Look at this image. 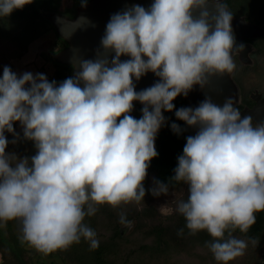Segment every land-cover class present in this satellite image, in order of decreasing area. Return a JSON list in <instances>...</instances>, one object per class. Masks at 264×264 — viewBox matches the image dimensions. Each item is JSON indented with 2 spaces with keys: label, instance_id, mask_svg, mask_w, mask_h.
I'll list each match as a JSON object with an SVG mask.
<instances>
[{
  "label": "clouds",
  "instance_id": "clouds-1",
  "mask_svg": "<svg viewBox=\"0 0 264 264\" xmlns=\"http://www.w3.org/2000/svg\"><path fill=\"white\" fill-rule=\"evenodd\" d=\"M33 0H0V17ZM208 0H154L111 16L101 40L115 56L79 61L75 77L59 85L44 74L17 76L4 67L0 78V226L20 223V241L49 255L67 250L81 238L99 247L96 233L84 223L99 206L112 208L143 201L144 181L158 156L155 139L165 122L163 111L205 86L214 75L231 74L235 39L232 14L220 2L215 28L208 23ZM202 9L198 19L193 11ZM243 49V45L239 46ZM121 56L130 59L121 61ZM148 72L159 77L137 92ZM82 85V86H81ZM139 101L142 117L130 113ZM151 109V110H150ZM177 119L198 127L188 136L169 181L188 185L176 211L190 235L206 231L207 246L219 264L244 255L247 233L264 212V123L241 118L232 99L218 106L205 99L195 109L182 107ZM37 149L29 159L6 153L5 131L14 123ZM174 132L181 129L175 123ZM15 143V141H13ZM153 196L167 194L169 183L155 182ZM120 223L131 227L124 213ZM183 234V229L180 230Z\"/></svg>",
  "mask_w": 264,
  "mask_h": 264
},
{
  "label": "trees",
  "instance_id": "trees-1",
  "mask_svg": "<svg viewBox=\"0 0 264 264\" xmlns=\"http://www.w3.org/2000/svg\"><path fill=\"white\" fill-rule=\"evenodd\" d=\"M62 1L33 0L23 9L14 10L10 16L0 17V46L11 47L8 53L10 58H21L34 40L51 30H57L54 17L59 13ZM219 2L231 12V21L243 20L257 28L264 26V0ZM243 42L250 46L253 55L264 53V30L245 37ZM65 44L64 38L58 36L56 48L63 50L68 47ZM235 58L233 56L237 63ZM53 62L54 71L48 78L49 82L55 81L59 85L74 76V64L58 58ZM248 68L249 66L245 72H248ZM239 75L238 71L234 74L235 78H239ZM254 91L252 95L246 94L242 102L235 101L236 106L239 109L253 107L256 103ZM189 103L190 99L181 94L173 101V111L162 110L165 122L155 139L158 156L150 162L144 181L146 194L143 201L139 204L121 205L115 209L105 204L99 206L95 215L85 217L84 223L96 233L98 248L92 249L89 242L81 238L80 243L73 244L67 250L43 255L28 247L27 243H21V233L15 229L20 228L17 221L16 225L8 223L9 231L0 227V264H218L207 246L212 238L206 231L190 235L181 214L175 212L161 215L151 203L153 195L150 179L169 183V189L183 185V182L169 181V178L175 175L174 169L177 167L178 157L183 154L187 137L198 131L197 127H190L175 116L176 110L190 108ZM143 107L141 103H134L130 114L140 119ZM173 123L181 129L179 133L172 130ZM186 199L187 197L184 200ZM121 213L125 214L128 221H135L134 228L129 233L126 228H122ZM181 229L183 234H180ZM233 236L246 239L261 248L264 243V212L256 214V222L247 233H241L237 229ZM258 264H264V260Z\"/></svg>",
  "mask_w": 264,
  "mask_h": 264
},
{
  "label": "water",
  "instance_id": "water-1",
  "mask_svg": "<svg viewBox=\"0 0 264 264\" xmlns=\"http://www.w3.org/2000/svg\"><path fill=\"white\" fill-rule=\"evenodd\" d=\"M219 1L220 0H208L205 6L206 10L209 12L208 23L212 29L215 28L213 17L218 15L216 4ZM153 2L154 0H91L85 7L78 11L74 19L67 18L63 15L55 16V24L59 34L69 42V46L63 49L57 55V58L75 65L73 78L76 73L80 71L79 61L107 59L111 62L112 58L115 56L114 51H106L101 44V40L106 31V25L111 16L116 13H122L132 8L134 5H140L148 9ZM201 11L202 9H195L192 13L193 18L198 19ZM231 29L235 39L233 52H239L244 60L250 61L248 56L250 53V46L245 44L243 40L245 37L255 34L258 31L257 27L249 22L236 20L231 21ZM240 45H243L242 50L239 49ZM120 59L121 61H126L130 59V57L121 56ZM159 79L160 78L154 73L148 72L141 77L139 81L134 79L135 90L139 92L151 87L158 82ZM235 86V83H233L227 73L211 76L208 78V83L205 86L201 87L200 85H194L193 89L188 93L187 97L190 99V108L195 109L205 99H210L212 103L222 107L225 103L224 99L229 98V95L231 96V93L235 90ZM254 97L256 99V104L251 108L239 109L232 100L233 107H236L240 111L241 118L245 116H251L252 119L260 118V112L264 110V100L260 99L259 95ZM134 103L140 102L135 101ZM4 134L7 140H13L16 143L20 142L19 144H21V147L28 149L26 156L29 159V166H31V157L36 155L37 152L34 142L26 139L24 134L20 132H15V134H13L5 131Z\"/></svg>",
  "mask_w": 264,
  "mask_h": 264
},
{
  "label": "rangeland",
  "instance_id": "rangeland-1",
  "mask_svg": "<svg viewBox=\"0 0 264 264\" xmlns=\"http://www.w3.org/2000/svg\"><path fill=\"white\" fill-rule=\"evenodd\" d=\"M91 0H82L80 2L75 0H63L62 6L57 15H63L67 18L74 19L78 11L85 7L87 2ZM55 19V17H54ZM258 31H263L264 26L258 27ZM62 35L59 34L58 30H51L41 36L40 38L34 40L30 46L27 53H25L21 58H10L9 51L11 47L8 45H1L0 46V77L2 78L3 69L4 67H9L17 76H21L26 72L32 73L34 76L36 74H44L47 79L49 76L52 75L54 71V60L58 57L57 55L62 51L56 48L57 38ZM65 40V45L69 46V42ZM233 56H235L238 60L235 63L236 67L231 74H228L233 83H235V90L229 94V98H225L224 101L226 102L228 99H232L234 102H242L245 95H252V92L255 89V96L261 94L264 96V53L253 55L250 52L249 60H244L241 57V54L237 51L233 52ZM234 60V59H233ZM249 66L248 72H245L246 67ZM253 68H255L253 70ZM239 72V78H235L234 74ZM241 72L242 75H241ZM234 93V94H233ZM233 94V95H232ZM260 118L252 119L253 125H258L264 123V110L260 112ZM16 129L19 131H23V127L19 122L15 123ZM8 146L6 148V153L15 154L17 158H25L27 156L26 153L28 152L27 148L21 147L20 142L13 143V140H8ZM25 156V157H24ZM155 180L150 179V188L152 189L155 187ZM188 195V185L184 184L175 189H169L168 193L161 194L159 196H153L152 198V205L159 211L161 215H167L171 213H175L177 204L184 200ZM131 227L122 225V228H126V232H130L135 225V221H131ZM9 224H17V221H10ZM5 224L3 227L6 231H9L8 225ZM14 227V226H13ZM18 233H20V228H15ZM237 239H242L246 241L247 247L244 250V255L236 258L233 261H230L229 264H258L264 260V243L261 248H258L252 242H248V240L236 237ZM28 247H30L27 244ZM32 248V247H31ZM37 252V251H36ZM39 253V252H37ZM0 261H1V254H0ZM219 264V262H218Z\"/></svg>",
  "mask_w": 264,
  "mask_h": 264
},
{
  "label": "flooded vegetation",
  "instance_id": "flooded-vegetation-1",
  "mask_svg": "<svg viewBox=\"0 0 264 264\" xmlns=\"http://www.w3.org/2000/svg\"><path fill=\"white\" fill-rule=\"evenodd\" d=\"M254 96H255V94H254ZM259 96H260V99H263V100H264V96H263V95L261 96V94H259ZM255 104H256V103H255ZM255 104H254V105H255ZM245 108H249V107H245ZM250 108H251V107H250ZM242 109H243V108H242ZM13 127H14V129H15V132L23 133V131H19V130L16 129L15 123H14ZM27 150H28V149H27ZM25 156H26V155H25ZM25 156H24V157H25ZM27 158H28V157H27Z\"/></svg>",
  "mask_w": 264,
  "mask_h": 264
}]
</instances>
